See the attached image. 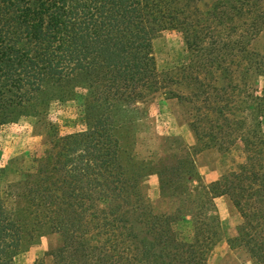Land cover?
I'll return each mask as SVG.
<instances>
[{
    "label": "trees",
    "instance_id": "trees-1",
    "mask_svg": "<svg viewBox=\"0 0 264 264\" xmlns=\"http://www.w3.org/2000/svg\"><path fill=\"white\" fill-rule=\"evenodd\" d=\"M263 29L264 0H0V141L22 117L52 132L0 197V264L45 233L61 244L32 264H206L220 196L242 219L228 245L264 264V55L252 48ZM164 31L181 34L188 60L159 71ZM158 95L189 107L196 144L153 161L133 145ZM77 97L81 128L60 134L49 110ZM237 143L243 161L205 184L196 155ZM151 175L172 213L152 210ZM186 217L190 239L176 228Z\"/></svg>",
    "mask_w": 264,
    "mask_h": 264
},
{
    "label": "rangeland",
    "instance_id": "rangeland-1",
    "mask_svg": "<svg viewBox=\"0 0 264 264\" xmlns=\"http://www.w3.org/2000/svg\"><path fill=\"white\" fill-rule=\"evenodd\" d=\"M156 64L159 71L182 65L188 60V53L181 34L164 31L152 41ZM254 51L264 55V29L253 42ZM259 85L262 82L259 80ZM190 109L177 99L156 96L149 103L147 119L135 136L133 151L139 158L158 161L165 156L182 154L187 147L195 146L196 139L188 122ZM82 101L80 97L64 103H54L48 118L59 129L60 134L78 131L82 121ZM264 131V122L262 123ZM51 128L45 118L22 117L17 123L7 125L0 141V197L6 186L19 179L22 170L32 165V159L40 156ZM175 159L170 157L169 162ZM196 167L203 182L216 181L243 161L240 143L229 149L204 148L195 157ZM155 213H172L178 202L172 198H161L157 175L146 178L143 188ZM219 218L218 240L210 252L206 264H256L243 247L231 248L227 239L234 236L241 216L228 196L214 200ZM177 230L185 239L192 236L189 217L177 225ZM61 244L57 233H45L40 240L15 258V264H32L37 259L52 261L49 253Z\"/></svg>",
    "mask_w": 264,
    "mask_h": 264
}]
</instances>
